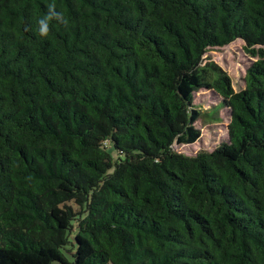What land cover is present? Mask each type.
Listing matches in <instances>:
<instances>
[{
	"label": "trees",
	"instance_id": "trees-1",
	"mask_svg": "<svg viewBox=\"0 0 264 264\" xmlns=\"http://www.w3.org/2000/svg\"><path fill=\"white\" fill-rule=\"evenodd\" d=\"M52 263L264 264V0H0V264Z\"/></svg>",
	"mask_w": 264,
	"mask_h": 264
},
{
	"label": "rangeland",
	"instance_id": "rangeland-1",
	"mask_svg": "<svg viewBox=\"0 0 264 264\" xmlns=\"http://www.w3.org/2000/svg\"><path fill=\"white\" fill-rule=\"evenodd\" d=\"M243 46L244 42L238 39L226 46L211 49L203 55L204 62L215 63L230 77L235 89L243 87L246 67L253 60L244 52ZM219 100L220 97L214 91L206 88H201L194 94V103H197L201 110H209ZM218 116L221 120L215 123L208 122L205 118L197 120L195 126L200 131L198 140L194 144L175 146V149L188 155H193L198 150H211L227 136L228 111L224 108L220 109ZM67 255L71 259L70 255Z\"/></svg>",
	"mask_w": 264,
	"mask_h": 264
},
{
	"label": "clouds",
	"instance_id": "clouds-1",
	"mask_svg": "<svg viewBox=\"0 0 264 264\" xmlns=\"http://www.w3.org/2000/svg\"><path fill=\"white\" fill-rule=\"evenodd\" d=\"M41 25H42L41 33L42 34H46L47 33V25H46V23L44 21H41Z\"/></svg>",
	"mask_w": 264,
	"mask_h": 264
}]
</instances>
